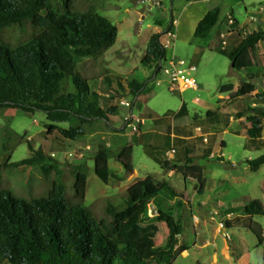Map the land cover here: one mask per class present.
I'll list each match as a JSON object with an SVG mask.
<instances>
[{"label":"trees","instance_id":"trees-1","mask_svg":"<svg viewBox=\"0 0 264 264\" xmlns=\"http://www.w3.org/2000/svg\"><path fill=\"white\" fill-rule=\"evenodd\" d=\"M219 17L218 8L210 10L198 24L196 38H206ZM118 34V27L107 17L94 8L82 11L74 7V0H0V110L42 111L49 121L48 135L58 133L66 140L95 133L98 123H110L111 117L117 115L120 106L115 100L129 94L140 95L144 85L137 79L127 84L117 81L118 91L103 105L97 84L91 82L95 77L80 71L85 59L99 58L106 48L112 47ZM163 35L164 32H155L150 36L144 64L155 66L165 56ZM261 41L264 31H253L228 51L233 71L249 70L255 65L252 51ZM255 90V84L242 81L236 91L232 83L222 85L220 93L229 92L235 100L249 97ZM256 101L264 102V92L257 95ZM185 107L183 103L174 115H184ZM249 110L253 115L249 118L248 135L258 139L263 134L264 107L256 105ZM157 120L163 124L169 121L166 116ZM142 127L139 123L138 135L142 134ZM128 139L125 136L118 150L113 149L114 143L108 146L107 142L95 150V173L104 184L118 179L110 165L112 159L129 172L134 170L135 144ZM144 146L163 169L194 178L201 186L200 193L205 191L207 178L201 165L190 158L185 164H174L162 160L151 146ZM29 148L28 158L0 164V185L2 169L8 166L39 164L45 177L57 168L58 162H48L42 147L35 148L29 142ZM247 162L252 171H258L264 166V154ZM71 177L73 193L68 195L64 179L52 182L45 195L31 199L17 197L10 188H0V264H174L179 255L188 251L186 245L180 244L184 228L171 217V212L155 204L158 213L154 219L165 223L169 230L165 245H157L152 234L154 227L144 226L147 218L137 214L138 205L159 195L185 198L172 183L147 175L112 195L116 197L114 201L110 196L104 198L105 215L100 216L85 205L87 165L76 166ZM244 197L245 203L237 211L249 218L245 227L264 249V227L254 220L264 217V203Z\"/></svg>","mask_w":264,"mask_h":264},{"label":"rangeland","instance_id":"rangeland-1","mask_svg":"<svg viewBox=\"0 0 264 264\" xmlns=\"http://www.w3.org/2000/svg\"><path fill=\"white\" fill-rule=\"evenodd\" d=\"M182 0H74V7L82 11H88L94 8L101 15L107 17L114 23L119 34L116 43L106 48L101 57L96 59H85L84 65L80 71L86 72L95 80L97 90L102 96V103L105 105L118 91L117 81L127 84L129 80L137 79L143 83V89L139 95L138 101L131 107V110L120 104L121 99L114 101L119 104L120 109L116 116H112L110 123H98L97 133L93 136L88 135L77 140H66L58 133L48 135V124L46 113L36 110L32 113H19L14 109L0 110V164L17 162L28 158L31 155L29 142L35 147H42L47 154V161L52 165L56 163L51 159V152H59L66 149L82 150L85 153L83 159H75L65 165L57 163V168L45 177L39 164L20 167L8 166L2 169V183L0 188H10L17 197L31 199L45 195L50 184L54 181L64 179L67 182L66 194L73 193L71 173L74 168L81 164L88 167V185L85 205L92 208L98 214H104L105 200L107 196L113 201L118 194L132 185L138 177L141 179L147 175H153L159 181L172 182L175 187L184 192L185 198L177 200L170 208L175 211L171 217L175 221H181L183 224V242L188 247V255H179L174 264H216L215 256L225 263L220 264H264V249L258 246L256 236L244 225L243 217L245 215L239 211L230 209L237 205H244L245 197L255 195L263 199V192H256L259 182L264 181V166L258 171H252L247 165L248 159H255L264 154V150H259L253 146L254 139L245 135V131L251 126L250 117L253 113L249 110L253 101L240 98L232 101L230 107H235L231 114L222 115L221 127L216 131L215 138L219 142L224 139L227 146L222 148L223 155L218 159L208 162L206 159L199 158L198 162L204 165L205 176L208 179L207 192L200 193V188L195 182H188L180 173H173V177H168V170H165L152 159L147 153L144 144H136L143 141L142 134L133 133L130 128L122 130L125 117L129 112H133L141 121L144 120L142 130L156 129L158 135L155 143L162 149H167L170 145L167 133L172 132L168 125L174 121V113L178 112L185 103L187 107V116L177 119L175 125L180 129L184 127L183 134L188 133L187 126L189 118H193L194 113L206 116V106L214 107L220 101V87L226 83L239 84L241 81L248 80L255 83L261 91L264 88V70L261 56V45L255 49L253 56L258 64H255L249 70L232 71V62L228 57V51L221 49L220 44L204 43L208 39L194 38L190 44H176L175 53L191 61L195 46L203 44V52L197 57L198 70L195 78L198 90L188 89L185 93L179 91L172 92L168 88L166 78L159 75L163 80L162 85L157 86L154 74V64L146 65L142 62L150 36L157 30L170 28L174 18L171 9L177 11V4ZM165 15L163 22L161 18ZM176 14V13H175ZM256 26L251 28L254 31H264V26H260L255 20ZM160 28V29H159ZM165 31V32H166ZM164 32V33H165ZM163 37V36H162ZM264 46V45H262ZM260 60V61H259ZM253 74L254 76H250ZM248 78V79H247ZM128 94L129 92L126 91ZM129 99H133L129 94ZM199 99V102L196 101ZM255 101V100H254ZM261 106V105H258ZM123 107V108H122ZM228 107L227 109H229ZM223 110V107H221ZM166 116L169 121L165 124L155 120L156 118ZM233 116L234 122L231 120ZM241 118H244L241 120ZM194 123H197L194 121ZM60 126H66L60 124ZM155 126L156 128H154ZM239 127V129H235ZM225 129L230 131L225 132ZM182 131V130H181ZM167 132V133H166ZM182 133V132H180ZM115 135V136H114ZM127 136L134 145L133 162L136 165L137 172H129L122 168L115 159L110 161L118 179H112L109 185L104 184L95 173L94 154L98 145L107 141H114L117 137ZM116 137V138H114ZM193 140V139H192ZM90 150H84L86 147ZM174 146L170 147L172 149ZM180 154L182 152L179 140L175 144ZM174 147V148H175ZM113 149H116L115 146ZM168 149V150H169ZM192 151V148H190ZM194 150V149H193ZM187 151V154H189ZM168 152V151H167ZM165 153L167 156L168 153ZM175 153V152H174ZM237 164L232 166V164ZM235 177L251 178L253 185L238 186L232 188L227 181L223 179ZM254 184L256 187H254ZM255 190V192H252ZM229 194L225 197L224 194ZM118 196V195H117ZM160 197H163V195ZM251 198V197H250ZM168 204V203H167ZM154 199L137 206V214L140 217H146L144 226H153V236L157 245H165L168 240L169 230L165 223H159L154 219L152 206ZM232 210V211H231ZM215 213L214 217L211 213ZM228 212L235 214L228 215ZM230 214V213H229ZM239 216V218H234ZM198 218V220H197ZM196 220V221H195ZM255 220L262 223L264 227V217L257 216ZM232 227V228H231ZM237 242V243H235ZM238 244V245H237ZM231 255V259H230ZM228 259V260H227Z\"/></svg>","mask_w":264,"mask_h":264},{"label":"crops","instance_id":"crops-1","mask_svg":"<svg viewBox=\"0 0 264 264\" xmlns=\"http://www.w3.org/2000/svg\"><path fill=\"white\" fill-rule=\"evenodd\" d=\"M176 8H177L176 12H174L173 8L171 9V14H172V16H174L173 19H177V26H175V31H176L175 48H176V44H190L194 40V38H196L195 32H196V28H197L198 24L200 23V21L204 18V16L210 10L215 9V8H218L220 10L219 21L216 24V26L212 29L211 33L206 38H202V39H208V42H204V43H207V44L208 43H210V44L214 43L216 45L217 44L219 45V34L221 33V31L228 28L227 19L229 16H233L235 18V20L237 21L238 30L229 36V39H228L229 46H228L227 51H232L234 48H236L240 44L242 39L245 37V34H249V33L253 32L251 30V28L256 26L255 20H257V22H258V24H260V26H264V0H192V1L182 0L181 2H179L177 4ZM164 17H165V15L163 14V18H161V20H160L161 23L163 22ZM166 29L167 28L160 29L157 31L165 32ZM254 31H263V30H258L256 28ZM203 44L195 46V49L193 51V58L191 59L190 62L198 65L197 62H199V59L197 57L199 56L200 53L203 52V49H204ZM260 45L262 47V50H261L262 61L259 60L260 61L259 63L262 64V67L264 70V46H262V45H264V41L259 42V44L255 47V49L258 48ZM255 49L252 51V56H253V52L255 51ZM253 59L255 61V64H258L256 62L254 56H253ZM233 72H235V71H233ZM242 81H248V80L243 79ZM248 82H251V81H248ZM251 83H253V82H251ZM226 84H228V83H226ZM232 84L234 85V91H236L238 89L240 83L239 84L232 83ZM253 84H255V83H253ZM223 85H225V84H223ZM200 86L201 85H199V88H200ZM255 86H256V90L251 96L241 97L240 99H242V100H244V98L249 99V101H253L251 104L252 106L253 105L254 106L261 105V107H264V102L257 103V101H256L257 95L264 92V88L260 91L256 84H255ZM198 89H195V90H198ZM186 91H184L183 93H185ZM196 101L199 102V99H197ZM232 101H233V99L230 98L229 92L221 93L220 101L216 106L211 107L209 105V106L205 107L206 108V114H205L206 116L204 118H203V114H199V113H194L193 118H189V122L185 125V127L187 126V128H188L187 129L188 133H186V134H183V133H185V132H183V130L185 128L181 127L183 129H180L178 125H175V122L177 119H180L182 117L187 116V114H188L187 113V107H185L186 113L184 115H182V116H175L174 115L175 118H174L173 123L170 124V126L168 125V128H167V129H169V127L172 126V128H173V129H171L172 132L170 134H168L166 132L168 139H170V142H171L167 149H162L158 146H155L154 145L155 143H151V140H153V142H155V138L157 137L156 135H158L156 129H153V128L142 130L143 141H141V144L145 143V145L151 146L154 149L155 154H157V155L159 154L160 158L162 160H169L174 164H181V165L185 164L187 162L188 158L192 159L194 161V163H197L199 165H201V163L198 162L199 158H202L205 160L207 159L208 162L210 163L213 160L218 159V157H221V155H223V149L222 148L227 146V143L224 139H221L218 142L217 139L215 138V135H216V131L221 127V124H222V123H217V121L222 122L221 121L222 115H224L226 113L231 114L232 112L235 111V108L237 106H239L237 104V105H235V107H230L232 105ZM185 106H186V104H185ZM221 107H223V110H221ZM228 107H230V108L227 109ZM157 119L158 118H156L155 120H157ZM219 119H221V120H219ZM243 119L244 118H241V120H243ZM231 120L234 122L233 116L231 117ZM194 121L197 123H194ZM153 127L156 128L155 126H153ZM235 129L237 130V129H239V127H235ZM224 131L229 132L230 130L225 129ZM180 132H182V133H180ZM96 133L97 132L91 134V136H93ZM245 135L249 136L248 135V129L245 131ZM114 138H116V137H114ZM205 139H207V140H205ZM178 140H179L180 147L182 150V152L180 154H178L179 151L175 147V144ZM123 141H124V138L117 137L116 140L114 139V142L111 141L110 143L111 144L114 143L115 148H117V150H118L120 148V146H122L121 144ZM129 141H130V139H128L127 142H129ZM253 142L255 143V144H253V146L255 148H257L259 150H264V123H263V134H262V136L258 139H254ZM172 146L175 147V148L174 147L172 148L175 150V153H173V154L171 153V149H169ZM190 148H192V151H189V150H191ZM187 151H189L188 152L189 154H187ZM166 152L168 153L167 156L165 155ZM248 160H250V159H248ZM236 165H237L236 163L232 164V166H236ZM247 165H249L248 162H247ZM133 166H134V170L132 172H134V171L137 172V168H136V165L134 162H133ZM201 166L203 167L204 165H201ZM121 167L123 168L122 165H121ZM203 169H204V167H203ZM166 172H168V177H170V178L173 177V173H174L173 171H166ZM204 176H205V169H204ZM136 177H138V172H137ZM140 179H141V177L140 178L138 177L137 180H140ZM186 180L188 182H195L199 188L201 187L199 185V183L194 178H192L190 176ZM223 180L227 181L228 184L236 190H238L237 185L238 186L239 185L240 186H246V187L249 184L253 185L251 178H248V177L247 178L246 177L240 178L239 176L235 177V175H234L232 178H229V181H228V179H223ZM170 183H172V182H170ZM254 187H256L255 184H254ZM207 190H208V179H207L206 189L203 193L205 194L207 192ZM252 192H255V190H252ZM256 192H263L262 196L264 195V181L259 182V184L257 185V191ZM162 195H163V197H160V195H159L158 197H156L154 199V206H155V204H158L162 210L169 211V213L170 212L173 213L175 210L172 209L173 207L172 208H170V207L173 206V204H175L177 202V200L180 198L174 199V198H171L167 194H162ZM224 196L228 197L229 194L225 193ZM249 197L257 198L255 195H250ZM257 199H259V198H257ZM262 201H263V199H262ZM171 203H173V204H171ZM263 203H264V201H263ZM240 207H242V205H237L235 207H231L230 209H232L236 212ZM211 214L213 217L215 216L214 215L215 213L212 212ZM231 214H235V213L228 212L227 216L231 215ZM237 217L239 218V216H234V218H237ZM243 219H244L243 220L244 224H246V222L249 220V218L246 216L243 217ZM254 220H255V218H254ZM177 222H178V224H181L183 226L181 221H177ZM180 240L183 241L182 237H180ZM235 243H237V242H235ZM182 245H186V244L183 242ZM183 253H184L183 255L189 254L188 251H185ZM230 259H231V255H230ZM216 260H217L216 264H220L221 260L220 259L218 260V258L215 256V261ZM225 262H226V260L221 261V263H225ZM198 263L201 264L200 262H198Z\"/></svg>","mask_w":264,"mask_h":264},{"label":"built area","instance_id":"built-area-1","mask_svg":"<svg viewBox=\"0 0 264 264\" xmlns=\"http://www.w3.org/2000/svg\"><path fill=\"white\" fill-rule=\"evenodd\" d=\"M175 26H177V19H173L171 22L170 28L164 33L161 38V44L166 54L158 62H156L154 68L153 79H155L156 85L160 86L163 83V80L159 79L158 76L162 75L166 78L168 88L170 91L175 92L179 91L183 93L188 89H198L199 85L195 78V73L198 70V67L195 63L187 61L184 58L179 57L175 53V42H176V31ZM227 26L225 30L221 31L219 34V44L221 49L224 51L228 50L229 46V36L232 33H235L238 30L237 21L233 16H229L227 19ZM247 34H245L246 36ZM139 95L136 94L133 96V99L129 97H124L121 99L120 104L131 110V107L138 101ZM144 123V120L141 121L135 114L131 111L125 117L123 129L130 128L133 130V133H140L138 129V124ZM121 128V129H122ZM126 128V129H127ZM207 140V139H205ZM107 145L110 146V141H107ZM91 147H86L84 150H90ZM175 152L174 149H171V153ZM85 156L84 151L76 149H66L59 152H51L50 157L57 161L59 164L65 165L68 162H71L75 159L83 158ZM198 220V218H197Z\"/></svg>","mask_w":264,"mask_h":264},{"label":"water","instance_id":"water-1","mask_svg":"<svg viewBox=\"0 0 264 264\" xmlns=\"http://www.w3.org/2000/svg\"><path fill=\"white\" fill-rule=\"evenodd\" d=\"M152 211L154 216L157 215V208L154 205L152 206Z\"/></svg>","mask_w":264,"mask_h":264}]
</instances>
